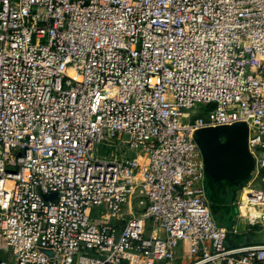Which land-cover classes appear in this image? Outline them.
Masks as SVG:
<instances>
[{
	"label": "built area",
	"instance_id": "obj_1",
	"mask_svg": "<svg viewBox=\"0 0 264 264\" xmlns=\"http://www.w3.org/2000/svg\"><path fill=\"white\" fill-rule=\"evenodd\" d=\"M236 123L264 185V0H0V250L11 264H264V239L227 245L193 138ZM123 136L136 155L94 156ZM241 192L239 219L264 229V188Z\"/></svg>",
	"mask_w": 264,
	"mask_h": 264
},
{
	"label": "water",
	"instance_id": "obj_2",
	"mask_svg": "<svg viewBox=\"0 0 264 264\" xmlns=\"http://www.w3.org/2000/svg\"><path fill=\"white\" fill-rule=\"evenodd\" d=\"M247 126L236 123L231 126L205 128L193 134L204 164L205 177L215 182H226L234 189L246 185L255 167V161L247 147ZM54 194L44 197L54 198ZM239 239L235 236L234 240ZM51 256L49 251L45 252Z\"/></svg>",
	"mask_w": 264,
	"mask_h": 264
},
{
	"label": "rangeland",
	"instance_id": "obj_3",
	"mask_svg": "<svg viewBox=\"0 0 264 264\" xmlns=\"http://www.w3.org/2000/svg\"><path fill=\"white\" fill-rule=\"evenodd\" d=\"M205 111L204 105H194V107L189 111V114L192 117H198L199 115L203 114ZM128 141V138L123 136L121 138V141L118 143V145H114L111 147L105 148L104 146L97 144L94 148V156L96 158H101V154L104 152L105 154L102 155V157H107L112 155L115 159H123V151L127 155L128 158L133 157L136 155V152H132L129 150H124L123 148L126 146V142ZM225 187V186H224ZM249 189V190H259L261 188H264V185L260 183L258 180H254L252 183H247L246 185H243L241 189H229L226 190L227 188H224L222 192V198H220L218 201H220L221 204L214 205L213 210L211 206V210L213 212V216L217 224L221 227H224L227 231H231L232 226H236L237 229H240L243 227L242 221L239 219V215L243 213L242 209L239 208L237 205L241 195H242V189ZM225 195H224V191ZM253 193V198L259 197V194L252 192ZM249 193V194H252ZM246 194L247 191H246ZM245 199V196H244ZM134 209L137 213L141 212L143 208L141 206H135ZM92 217L96 216L97 218H102L110 222L116 221L115 217H112L110 213L108 212L107 209L104 207H99V208H93L91 212ZM147 229H149V222L146 223ZM263 228V227H262ZM260 226L256 227L255 229H259L260 232V238H264V229H262ZM246 230V227H245ZM149 230L146 231L145 233V238L149 237ZM177 257L179 262H182V249L179 248L177 252ZM10 253L5 252L0 250V261L6 263V264H11L10 263Z\"/></svg>",
	"mask_w": 264,
	"mask_h": 264
},
{
	"label": "crops",
	"instance_id": "obj_4",
	"mask_svg": "<svg viewBox=\"0 0 264 264\" xmlns=\"http://www.w3.org/2000/svg\"><path fill=\"white\" fill-rule=\"evenodd\" d=\"M212 210H213V205ZM243 223V222H242ZM221 227V226H220ZM243 223V227L240 229H237L236 226H232V229L234 232H230L227 234V245L228 246H237V245H242V244H260L264 238H260V232L256 231H249L248 227ZM224 228V227H223ZM235 236H238L239 239L234 240Z\"/></svg>",
	"mask_w": 264,
	"mask_h": 264
},
{
	"label": "trees",
	"instance_id": "obj_5",
	"mask_svg": "<svg viewBox=\"0 0 264 264\" xmlns=\"http://www.w3.org/2000/svg\"><path fill=\"white\" fill-rule=\"evenodd\" d=\"M207 178V177H206ZM208 180V179H207ZM225 186V187H224ZM209 192L207 194L208 200L209 202L214 206V205H218L221 204L220 201H218L220 198H222V192L224 190V188H227L226 190L229 189H234L232 187H230L226 182L223 181H219V182H215L213 180H210V184H209ZM224 191V195L225 192ZM224 197V196H223ZM214 211V210H213ZM213 213V212H212Z\"/></svg>",
	"mask_w": 264,
	"mask_h": 264
},
{
	"label": "flooded vegetation",
	"instance_id": "obj_6",
	"mask_svg": "<svg viewBox=\"0 0 264 264\" xmlns=\"http://www.w3.org/2000/svg\"><path fill=\"white\" fill-rule=\"evenodd\" d=\"M207 179H208V180H207ZM210 180H211L210 178H208V177L206 178V177H205V194H206V197H207V194H208V192H209V188H210V187H209ZM207 198H208V197H207Z\"/></svg>",
	"mask_w": 264,
	"mask_h": 264
},
{
	"label": "bare ground",
	"instance_id": "obj_7",
	"mask_svg": "<svg viewBox=\"0 0 264 264\" xmlns=\"http://www.w3.org/2000/svg\"><path fill=\"white\" fill-rule=\"evenodd\" d=\"M67 74H68V75H71V71H70V70H68V71H67ZM256 198H257V197H256Z\"/></svg>",
	"mask_w": 264,
	"mask_h": 264
}]
</instances>
